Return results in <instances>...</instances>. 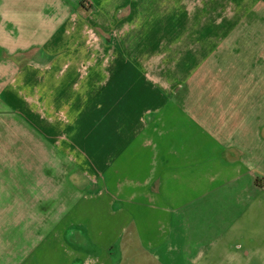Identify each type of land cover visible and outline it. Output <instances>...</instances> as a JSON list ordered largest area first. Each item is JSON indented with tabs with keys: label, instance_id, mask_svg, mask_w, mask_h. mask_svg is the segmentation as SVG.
I'll list each match as a JSON object with an SVG mask.
<instances>
[{
	"label": "crops",
	"instance_id": "obj_1",
	"mask_svg": "<svg viewBox=\"0 0 264 264\" xmlns=\"http://www.w3.org/2000/svg\"><path fill=\"white\" fill-rule=\"evenodd\" d=\"M53 1L56 6L66 2ZM88 16L89 21L80 16L78 30L71 33L59 14L48 41L29 44L14 56L51 50L38 67L42 82L36 70L22 73L27 86L42 83L46 96H32L30 114L44 113L39 104L49 103L48 112H54L49 116L61 121L50 123L60 131L47 138L63 152H80L85 162L84 146L95 156L99 151L106 174L89 169L92 185L102 183L100 191L80 194L69 210L60 205L41 209V215L32 212L27 244L21 236L18 245L26 253L23 247L30 243L33 264H115L117 241L130 242L131 229L155 261L189 264L207 254L204 246L225 236L256 187L258 173L264 176L256 168L260 160L264 165V117L251 115L257 121L253 126L238 103L241 96L231 95L232 83L245 76L237 71L249 70L254 85H264V0H97ZM95 20L102 31L89 24ZM89 35L98 46L89 44ZM95 50L100 55L93 59ZM57 51L62 55L54 61ZM204 67L225 71L227 87L219 96L191 98L188 69ZM103 90L113 105L108 118L92 116L88 136H69L67 114L79 112L85 99ZM256 100L260 109L264 99ZM119 103L122 112L116 113ZM88 138L90 143L83 144ZM120 158L122 176L115 167ZM99 196L106 215L94 207ZM82 219H90V226ZM116 228L121 230L115 237ZM72 229L85 238H71ZM47 240L58 252L47 247L36 256Z\"/></svg>",
	"mask_w": 264,
	"mask_h": 264
},
{
	"label": "rangeland",
	"instance_id": "obj_2",
	"mask_svg": "<svg viewBox=\"0 0 264 264\" xmlns=\"http://www.w3.org/2000/svg\"><path fill=\"white\" fill-rule=\"evenodd\" d=\"M79 1L81 0H66L60 6H56L53 0H0V47L4 50V54L0 56V264H33L30 243L29 246L23 247H28L26 253H22V248L18 245L21 236L31 224L28 222L33 216L32 212L37 216L41 215V209L48 211L51 208L54 211L53 207L57 210L60 205L67 206L69 210L80 194L85 196L92 192L99 193L100 190H97L101 188L102 183L92 185V188L90 187L92 181L87 186L79 185L71 178L72 173L82 171L93 175V172L89 171L91 169L106 174V161L99 158L102 155L99 151L95 156L83 145L85 147H82L83 150L89 151V157L85 162V156L83 157L80 152L75 150L63 152L47 138L56 136L60 131L55 124L50 123H59L61 119L56 115L49 116L54 112H48L50 104L46 101L39 104L44 108V113L30 114L27 102L34 103L36 98L32 96L38 93H42V97L46 96L43 93L42 83L37 85L32 83L29 87L25 82V75H22L26 69L29 71L33 69L39 72L38 77L41 81L44 75L38 67L43 66L42 60L37 56L39 60L36 61L30 58V60L25 58L18 61L14 56L15 52L22 51L29 44L35 42L37 45H42L43 41H48L53 29L59 24L53 20H58L59 14L64 16L62 27L71 33L78 30L80 16L85 17L88 14L86 10L78 7ZM95 2L97 0H89L93 6ZM96 7H98L97 12L100 11V6L96 5ZM98 23L100 24L95 20V23L90 25H99ZM96 27L102 31L100 26ZM259 27L263 28L262 25ZM87 31L89 30L84 29V33ZM116 32L120 34L121 30ZM117 34L115 33L116 36ZM88 42L94 47L99 45L91 35ZM137 46L138 44L132 47L137 48ZM99 52L95 50L92 58L96 59L100 55ZM90 60L83 59L87 62ZM188 70L189 80L192 81L186 82L188 84L186 91L188 90L191 98H205L211 93L212 97L219 96L227 87L228 77L225 71L210 67L200 68L198 71L194 68ZM237 73L239 75L243 73L245 76L238 82L235 79L234 82L237 84L232 83L235 94L231 95L241 96L238 103L241 104L245 116H249L246 120H250L254 126L257 121L251 118V115L260 113L264 117V103L260 109L256 107V104L261 102L256 99H264V85H254V79L248 75L249 70L248 73L243 71ZM256 79L260 82L261 76ZM28 95L30 97L26 98ZM92 96H94L92 99H85L80 104L79 112L73 109L72 113L67 114L66 133L69 136H76L77 140L82 135L88 136L90 117L97 115L94 120H100L101 117L108 118L107 116L110 115L113 105L107 101L106 90ZM68 105L71 106V103ZM122 105L123 103L117 105L116 113L122 112L119 109ZM67 109L69 108L66 107ZM76 127L80 129L77 135ZM261 134L264 137V131ZM90 141L91 138H88L82 143H90ZM94 159L96 164L92 161ZM260 162L263 163L260 160L256 168L264 172V165L261 166ZM115 167L118 175L122 176L121 158ZM257 176L258 184L246 195L250 197L246 199L244 209L226 231L225 236L216 243L204 246L203 251L207 254L195 256V261L189 264H264V176L259 173ZM88 177V182L89 179L94 178ZM93 204L97 211L100 210L102 215H106L104 197L99 196ZM89 220L82 219L80 222L89 227ZM120 230L115 229V237ZM128 233L130 242L121 238L122 242L117 241L114 248V251L117 250L113 256L115 259L112 257L115 264H165L155 261L149 255V247L139 241L136 230L130 229ZM50 238L54 241L51 236ZM50 240H47L46 248L39 247L36 256L41 255L47 247L52 253L58 252L55 242L47 246ZM118 245H121V249L117 248ZM56 258L57 256L53 257L51 262H55Z\"/></svg>",
	"mask_w": 264,
	"mask_h": 264
},
{
	"label": "flooded vegetation",
	"instance_id": "obj_3",
	"mask_svg": "<svg viewBox=\"0 0 264 264\" xmlns=\"http://www.w3.org/2000/svg\"><path fill=\"white\" fill-rule=\"evenodd\" d=\"M124 9V7H122L121 8V10H123ZM85 19L86 20H88V18H86L85 17ZM89 21V20H88ZM91 22H89V24H90ZM96 26H98V25H93L92 27L94 28V29H98V27H96ZM36 52V53H35ZM34 53H35V55H36V58L38 59V57H40V59L42 60V58L43 57H45L46 55H48L49 57L51 56V50H49V49H46V48H40V49H38V50H34L32 53H31V55H29V54H23V56H22V58H20V56H18L17 58H20L21 60L22 59H33V58H31V57H33L34 56ZM4 54V50L0 47V56L1 55H3ZM54 61L56 60V59H58L59 57H61V55H62V53H61V51H57V52H55L54 54ZM38 56V57H37ZM29 59V60H30ZM39 60V59H38ZM88 176H91V177H93L92 175H90V174H86L85 172H82V171H77V172H74V173H72V175H71V178L74 180V182H76V183H79V185H83V186H87L89 183H91V179H89V181L90 182H88V180H87V178H89ZM257 184H258V181L256 182ZM90 187L92 188L93 186H92V183H91V185H90ZM84 234L85 233H83L82 231H80V230H75V229H72V230H69L68 231V235L71 237V238H73L74 240H76V236H77V238L79 237V238H85V236H84ZM27 239V235H25V234H23L22 235V241L25 243V244H27V241L28 240H26Z\"/></svg>",
	"mask_w": 264,
	"mask_h": 264
},
{
	"label": "trees",
	"instance_id": "obj_4",
	"mask_svg": "<svg viewBox=\"0 0 264 264\" xmlns=\"http://www.w3.org/2000/svg\"><path fill=\"white\" fill-rule=\"evenodd\" d=\"M88 3H89V0H81L80 3H79V7L82 8V9H84V10H86V14L87 13L89 14L92 11V8H93V4H90L89 3L90 4V6H89ZM88 14L85 17H87ZM104 41H106V39H104ZM32 51L29 52L30 55H31ZM16 56L17 57L18 56H23V54H16ZM256 182H257V180H256Z\"/></svg>",
	"mask_w": 264,
	"mask_h": 264
}]
</instances>
